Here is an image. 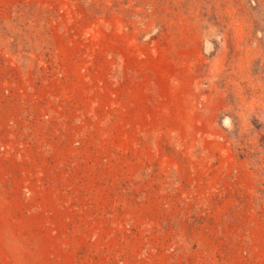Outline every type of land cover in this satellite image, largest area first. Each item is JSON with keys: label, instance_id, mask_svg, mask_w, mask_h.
<instances>
[{"label": "rangeland", "instance_id": "rangeland-1", "mask_svg": "<svg viewBox=\"0 0 264 264\" xmlns=\"http://www.w3.org/2000/svg\"><path fill=\"white\" fill-rule=\"evenodd\" d=\"M0 264H264V0H0Z\"/></svg>", "mask_w": 264, "mask_h": 264}]
</instances>
